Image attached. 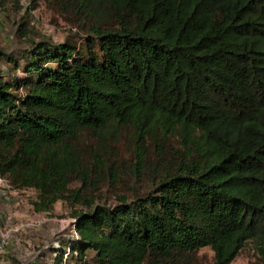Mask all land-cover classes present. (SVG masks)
I'll list each match as a JSON object with an SVG mask.
<instances>
[{"label":"trees","instance_id":"16d2710c","mask_svg":"<svg viewBox=\"0 0 264 264\" xmlns=\"http://www.w3.org/2000/svg\"><path fill=\"white\" fill-rule=\"evenodd\" d=\"M24 1L68 14L85 39L0 51L24 74H0V178L33 191L37 213L69 205L63 247L82 264H194L206 248L231 264L247 246L264 264V0L0 11Z\"/></svg>","mask_w":264,"mask_h":264},{"label":"rangeland","instance_id":"374dc122","mask_svg":"<svg viewBox=\"0 0 264 264\" xmlns=\"http://www.w3.org/2000/svg\"><path fill=\"white\" fill-rule=\"evenodd\" d=\"M22 6L21 10L9 6L0 11V51L18 55L28 43L49 41L51 45H56L66 40L78 50L83 48L85 35L73 25L68 14L56 13L43 3L30 12L26 11V1L22 2ZM0 74L5 77L9 74L10 80L24 75L20 70L15 72L12 64L5 59H0ZM116 134L121 153L126 155L130 133L121 130ZM3 187H0V230L7 235V244L0 256V264H54L57 251L64 249L67 253L63 245L69 238L75 237L71 227L72 209L66 203L57 202L51 212L37 213L31 205V200L35 198L33 191L22 190L13 196ZM102 194H107L105 189ZM71 259L72 255L68 256L65 264H79ZM85 261H89V256ZM194 264H213V253L207 248L200 250ZM231 264H260V259L247 246Z\"/></svg>","mask_w":264,"mask_h":264},{"label":"built area","instance_id":"2783aa9c","mask_svg":"<svg viewBox=\"0 0 264 264\" xmlns=\"http://www.w3.org/2000/svg\"><path fill=\"white\" fill-rule=\"evenodd\" d=\"M3 183L5 184V186L3 187ZM3 187L4 189H6L11 195H13V196H17L19 193H20V191H17V190H15V189H13V188H11V186H10V184L8 183V181L6 180V179H1L0 178V187ZM1 219H2V216H1V214H0V223H1ZM0 229H1V227H0ZM76 236V235H75ZM6 244H7V235L5 234V233H3L1 230H0V256L2 255V253H3V251H4V249H5V247H6ZM66 250H68L67 251V253L65 252L64 253V255H63V259H62V264H65L66 263V261H67V257L68 256H70L71 254H70V249L69 248H67ZM69 254V255H68ZM72 258L73 259H71V260H75L77 263H79V264H82V263H80L79 261H78V259H77V255L76 254H74L73 256H72Z\"/></svg>","mask_w":264,"mask_h":264}]
</instances>
